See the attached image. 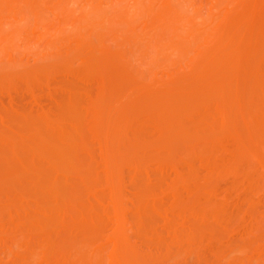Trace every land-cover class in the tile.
Here are the masks:
<instances>
[{"label": "bare ground", "instance_id": "bare-ground-1", "mask_svg": "<svg viewBox=\"0 0 264 264\" xmlns=\"http://www.w3.org/2000/svg\"><path fill=\"white\" fill-rule=\"evenodd\" d=\"M51 3L52 5L49 7ZM203 3L204 1L198 2V0H0V46L1 48L7 46L5 48L7 53H13L17 47L14 45L13 39L16 44L21 40L24 42V39L31 42L33 37L35 39L38 37L39 40L34 41L40 44L43 40L41 35H46L44 40L47 42L43 43L48 46L42 49L46 51L44 56H47L49 45L50 49L54 48H51L53 43L50 44L51 40L49 39V37L52 39L50 34L53 31L55 34L60 33L59 35L63 36L64 32L61 34L64 30L62 26L66 30L73 21L74 25L70 24L71 28L69 29L73 28L74 30L76 26L78 28L79 23L83 24V20L107 11L105 7L108 6V10L113 8L111 9L112 14L110 17L106 14L108 16L103 18L112 20V22L124 21L129 27L128 35L137 32V27L135 28L129 23L130 20L136 19L137 21V18L138 21L139 19L144 20L145 29L142 30V33H138L136 41L138 40L137 42L142 44L143 41H146L151 47H147L146 44V48H144L147 52L152 49L156 50L158 54L171 51L176 58V63H172L170 66H168L170 64L168 62L166 66L165 64L161 65L164 72L165 68L166 71L168 69L171 71V83L168 80L169 74H166L167 86L163 89V85L160 86L159 83L160 81L162 83L165 78L159 79L155 74L154 78L159 79L158 84L155 82L157 89L152 85L149 87V83L148 86L146 83L145 87V84H142L145 82L144 79H142L143 82L141 80L144 74L143 76L137 75L139 73L135 72L137 69L133 71V67L131 70L128 66L132 62L128 59V55L134 52L132 50L135 47H131L130 44L119 43L118 45L117 43V47L122 46L123 49L125 46V48L123 51L120 49L122 55L120 53L119 56L117 55L119 59L121 58L120 60L112 56L114 61L106 50L109 45H105L107 53L105 52L104 56L101 54V58L104 57L103 60H105H102L103 64L86 60L87 63L82 69L83 76H79L83 80L84 89L87 86L84 83L90 79L97 81L98 86L95 94L93 92L91 95L87 91L88 89H85L87 99L84 102L88 110L90 109L92 112L90 118L83 121L82 119L85 120L86 117L82 118L83 115L77 110V104L81 103V100L76 96V94L79 95L76 89L77 93L68 92L64 100L65 107L60 106L61 104L57 105L54 119L48 118L50 113L48 117H46L47 114L38 116V113L37 117L36 114L33 115L34 117L24 115L18 120V123L29 122L28 126L24 128L26 129L25 133L16 131L17 129L21 130V123L16 127V130L13 128V132L8 128L12 134L0 127V139L3 141V146H0V211L8 213V220L12 215L10 223L22 220L13 224L9 231V229L5 230V222L3 218L2 220L0 218V244H13V238L17 235L13 237L12 234L20 233L23 227L26 230L23 229L22 233H27L28 240L24 237L22 246H25L24 259L28 262L34 258L33 256L37 252L39 264H147L152 254H149L150 258L147 262L145 254L140 252L139 246L137 247L138 243L131 242L127 226H130L129 230L134 229L133 231L139 237L147 238L148 234L152 235L157 239L154 240L157 242V244L154 242V245L158 247V243L162 242V232L157 230L156 226L158 225H155L148 216H152L157 210L166 214L164 205L161 206L162 203L159 205L160 202L157 201L160 198L164 202L162 198L169 196V200L170 198L173 200L168 202V205L171 206L168 209L178 211L179 214L182 212L180 215L176 212L181 223L175 224L171 221L166 223L165 230L174 241L170 244L163 241L162 243L166 245L163 249L167 248L170 251L175 247H172L174 244L178 243L179 246H182L181 242L184 246L186 239L187 244H191L188 246L207 241L206 244L208 243L210 249L215 250L214 253L217 251L215 254H218V247H222L224 242H222L223 244L218 242L217 235L215 236L213 231L221 230L222 238H224V234L226 237L227 233H229L228 236L231 234L237 238L243 236L241 239L244 242L238 241L240 245L237 247L247 250L246 257H249L248 255L255 249V252L257 249V252L264 251V216L262 219L259 216L257 219L256 216L247 223V220L241 221L240 219V224L229 229L228 226L230 227L233 217L231 210L237 206L238 201L235 204L236 200L234 202L230 199V195L227 196V193L223 195L221 191L220 196L219 190L217 194L216 189L219 187L215 189L216 191L214 190L215 196L212 194L213 201L211 196L209 200L201 201L198 198V193L204 192L206 188L203 189L197 185L198 172L195 168L196 161L207 168L205 181L211 179L212 182L216 175L214 178H220V175L221 177H232L233 185L231 183V187L228 185L227 192L231 194L230 190L231 192L237 191L235 187L239 189L241 185V190L244 188L245 194H247L244 200L247 201L248 206L253 207L252 203L253 205L257 204L256 200L253 202L254 195L252 194L255 191L253 192L252 187L256 183L261 185L264 181V73L262 70L259 72L260 67L264 66H261L264 63V0H215L211 1V5L207 8L208 2L206 5ZM101 8H105V10L103 11ZM190 8L194 10V16L189 17L187 14L188 18L185 14L187 11L189 12ZM115 9L116 11L113 13ZM44 12H46L45 14L50 13L51 16L55 15L56 18L52 23L55 21L57 29L54 30L55 27L53 28L51 21L48 23ZM202 13H207L205 18V14L202 15ZM75 17L77 20L74 19ZM44 20L47 24H44ZM84 22L86 23V21ZM32 24L38 30L34 29ZM30 26L32 27L30 28ZM136 26L138 25L136 24ZM210 27L214 28L216 35L211 36L212 38L209 40L211 42L204 44L206 30ZM30 31L35 35H31ZM114 31L116 30L113 29ZM35 32L40 34L36 35ZM219 33L221 35L217 36ZM166 36L169 39L168 42ZM112 37L116 40L115 33ZM198 38L201 41H198L199 48L195 49L199 50V53L197 51V57L196 55L194 58L192 57L193 59L198 58V60L190 62L188 60L186 65L182 62L184 69H189L187 74L192 75V78L188 80L189 76L188 79L182 81L180 77L181 82L179 79L177 82L176 78L184 72L183 65L180 63L182 58H185V53L188 55V47L192 45L190 41ZM164 40L166 43H163ZM11 42L14 50H12ZM191 48L193 49V45ZM90 52L93 54L96 51L92 49ZM147 52H139L142 56L138 58V61L146 59L147 54L150 55ZM83 54L85 55V51ZM176 54H182L179 61H177ZM58 55L61 54H57L55 58L57 62L59 59L62 60L61 58H66ZM88 55L90 56V53ZM189 55L191 54L189 53ZM137 56L136 54L132 57L133 61L138 66L140 63L142 65L143 60L139 64L135 60ZM209 56L215 58L208 60ZM49 57L47 56L45 59L48 60ZM50 61L52 64L56 63L52 58ZM69 62L71 64L70 60ZM65 63H68V60L64 59L63 66ZM67 68L64 70L68 71ZM34 70L30 71V73L32 72L30 77L39 81V73ZM139 71L142 74L143 68L141 67ZM2 75L4 76V74ZM147 76L145 75V79ZM174 76H176L175 80ZM165 82L164 85H166ZM155 83L154 80L151 81V84L155 85ZM258 86H260L259 90L263 87L260 93L256 92ZM151 87L152 90L149 89ZM80 88L83 89L82 86ZM95 99L97 100L96 104L94 103ZM201 106L210 109L213 106L214 111L211 109L212 111L201 112L199 111ZM125 109H129L130 112L127 113ZM203 109L205 108L203 107ZM130 117H146L154 127L153 133H149L150 136H148V132L145 130L143 132L141 128L140 131L138 128L135 132L132 126L128 127L130 124H127V119ZM105 126L107 129L104 128ZM132 128L135 132L134 138L129 139V132ZM130 134L132 135V133ZM151 136H153L152 140ZM247 136L249 138L254 136V140L255 138L258 140L257 136L261 138H259V142L256 140V142H252L247 140ZM94 147L99 151L100 159L96 158ZM220 151L224 152V156H220L221 153L217 154ZM138 153H142V155L140 156ZM248 155L258 160L253 161L256 170H254L255 172L249 170L250 175L246 174L245 170L243 176L242 171L240 172L242 158ZM251 160L248 162L251 163ZM17 164L22 166L21 169ZM246 165L245 163L244 169H246ZM258 165L259 167H256ZM152 166L159 169L158 183L153 187H140V181L151 182L152 176L156 175V173L153 174ZM247 167L249 169L250 165ZM171 171L172 173H170ZM127 174L128 179L135 184V186L132 184L134 195L131 199L124 190L126 189L125 177ZM46 176L49 177V181L43 184L42 179L46 180ZM137 180L139 184H136ZM160 181L161 183L165 181L164 186H162L163 184L159 185ZM260 181L262 182L259 183ZM254 188L257 189V186ZM210 191L211 194L213 191L212 189ZM249 191L253 192L252 198L248 194ZM183 192L185 195L187 194V197L189 193L192 195L185 200L183 198L187 197L183 195ZM233 192L235 193V191ZM26 198L31 199L32 202L30 200L26 202ZM259 203L260 201H258ZM128 205L135 209L137 214V217L130 221L124 216V210L128 208ZM14 212L17 213L15 214L17 217L13 216ZM20 213L23 215L22 219L19 218V216L21 217ZM0 214L2 215V213ZM164 218L162 222H164ZM19 224H22L21 230L18 228ZM239 228H241L240 231H236ZM201 230L204 235L200 233ZM255 234L259 235L258 238L255 236L258 240H255ZM152 236L149 237L152 238ZM214 239L217 241L216 243ZM213 241L217 249L214 248ZM217 243L221 245L217 247ZM255 243L260 246L255 248ZM161 247L163 246L161 245ZM231 247H233V243ZM227 248H229V244ZM38 250L40 251L38 252ZM220 251L225 253L226 250L221 249ZM143 252L145 253L144 250ZM221 255L220 252L217 257L219 258ZM156 256L159 259V255ZM246 257L244 258L246 259ZM153 259L155 260L152 256L151 260ZM241 259L243 260V258Z\"/></svg>", "mask_w": 264, "mask_h": 264}, {"label": "rangeland", "instance_id": "rangeland-1", "mask_svg": "<svg viewBox=\"0 0 264 264\" xmlns=\"http://www.w3.org/2000/svg\"><path fill=\"white\" fill-rule=\"evenodd\" d=\"M203 2L204 1V3L203 4H205L206 5V3L208 4V5H206V8H207V6H209V5H211L210 4V2L212 1V2H214L213 0H198V2ZM206 1V2H205ZM50 2V1H49ZM53 3V2H52ZM52 3L50 4V6L49 7H51V5H52ZM127 3V2H126ZM43 5H44V3H42ZM41 4V5H42ZM97 5V4H96ZM45 6V5H44ZM53 6H54V4H53ZM42 7V6H41ZM46 7H47V3H46ZM46 7H45V9H46ZM48 7V8H49ZM103 7H105V6H103ZM43 8V7H42ZM105 8H106V10L107 11H104L105 10ZM105 8H101L104 12L103 13H101V15H95V16H91V17H89V19H87V20H83V24L82 23H79V25H78V23H77V21H75L76 23H77V25H78V28H77V26H76V29H74L73 30V28L72 29H69V28H71V27H69L70 26V24L72 25L73 24V21H72V23H70L69 24V26H67V29L65 30V28L62 26V28L64 29L62 32H61V34L63 33V36L62 35H59L60 33H58V34H55V32L53 31L50 35H51V37H52V39L49 37V39L51 40V42H50V44L51 43H53V46H51V48L52 47H54V48H52V49H50V45H49V50L47 49V56L49 57V55H51V56H54V57H49V59L51 60V58H52V60H54L56 63H54L53 62V64H52V61H50L49 59L48 60H46L45 59V57L47 58V56H44V54L46 55V51L45 50H43L42 48L44 47H47L48 45H46L45 46V42H47L46 40H44V37L46 38V35L45 36H43V35H41L42 37H43V40H42V42H40V44L38 43H36L35 41H37V40H39L38 39V37L35 39V37H33L32 38V40H31V42L28 40V39H26V41H25V39H24V42H22V40L20 41V42H16V44H15V42H14V39H13V43H14V45L15 46H17V47H15V50H14V46H13V44H12V42H11V44H12V50H14L13 51V53L11 52V53H7V50L5 49L7 46H2V48H1V46H0V127H2V128H4V130L5 131H9V133H11L12 134V132H13V128H15V130H16V127H18V126H20V123H21V130H19V129H17L16 131H24V133H25V130L26 129H24V128H26L27 126H28V123L26 122H20V123H18V120L20 119V118H22V116H24V115H35L36 114V117H37V113H38V116L39 115H42V114H47V116L46 117H48V115H49V113H50V116L48 117L49 119L51 118H53L54 119V117H56V108H57V105L58 104H61L60 106H62V107H65V97L68 95V92H75L76 91V89H77V91H78V94L79 95H77L76 94V96L79 98V100H81L80 102L81 103H78L77 104V110H78V112L80 113V114H82L83 115V117L82 118H84V116L86 117L85 118V120L84 119H82L83 121H86L88 118H90L89 116H90V113L92 114V112H91V110L89 109L88 110V107L85 105V99H87V91L89 92V94H91V95H93V92H94V94L96 93L95 91H97V81L94 79H90L87 83H84V85H86L87 84V86L85 87V89L87 90H85L84 89V86H83V80L82 79H80L79 78V76H83V74H82V69H83V66L85 65V63H87V61L88 62H96V63H99V64H103L102 63V60H103V58L104 57H102L101 58V54H103L102 56H104L105 55V52L107 53V51L110 53V55H111V59L112 60H114L115 61V59H113L112 58V56L114 57V58H118V56H119V53L122 55L123 53H121L122 51H123V49L125 48V46H124V48L122 49L121 47L122 46H119V47H117L116 46V44L118 43V45H119V43L121 44V43H124L125 45H129L130 44V46L131 47H135V48H133V50L132 51H134L133 53H131V52H129V53H131V54H129L128 55V59L130 60V64H128V66H129V68L131 69L132 67H133V71L135 70V69H137V70H135V72H139L137 75H139L140 74V76H143V74H144V76H143V78H141V80L142 79H144V83H142V84H145V87H146V83H147V86H148V83H149V87L152 85V87L153 86H155V88L157 89V84H158V82H159V79H161L162 77H163V79L165 78V80L163 81L162 80V83H161V81H160V83H159V85L161 86V85H163L162 87H163V89H164V87L165 86H167V84H166V74H169V76H170V73H171V71H169V69L166 71V68H165V72H164V70H163V67L161 66V65H164L165 64V66H166V63L168 62V66H170V65H172V63H176V58H175V56L171 53V51H169V52H163L162 54H158L157 53V51L156 50H149L148 52H147V50L145 49L146 48V44H147V47H150L149 46V44L146 42V41H143V44L142 43H140V42H137L136 41V38H137V36H138V33L140 32V33H142V30H144L145 29V27H144V20H140L139 19V21H138V18H137V21H136V19H133V20H130L129 21V23H131L133 26H135V28H136V30H137V34L134 32V34L133 35H128L129 34V32H127V30H129L128 28V26L124 23V21L123 22H121V21H119V24L117 23L118 21H113L112 22V20L110 21L109 19H105V18H103L104 16H108V17H110V15L112 14V12H111V9H113L112 7H111V9L110 10H108L107 8H108V6H106ZM114 8H115V6H114ZM206 8H205V10H206ZM51 9V8H50ZM117 9V8H116ZM116 9L115 10H113V13L116 11ZM118 10V9H117ZM205 10H203V11H205ZM48 11V10H47ZM46 11V12H47ZM186 11V10H185ZM46 12H44V14L46 13ZM49 12H51V11H49ZM78 12V11H77ZM207 12V11H206ZM79 13V12H78ZM194 10L193 9H191L190 8V10H189V12L187 11V13L185 14L186 16H187V14H188V16L189 17H192V16H194ZM75 14L77 15V13L75 12ZM75 14H73L74 16H76ZM103 14V15H102ZM106 14H108V15H106ZM193 14V15H192ZM205 14V15H204ZM202 13V15H204V18L206 17V14L207 13ZM46 16H45V18L47 19V21H48V23L51 21V25L53 24V28H54V30L55 29H57L58 28V26L56 25L55 26V21H54V23H52L53 22V20H54V18H56L55 17V15L53 16H51V14L49 13V14H45ZM191 15V16H190ZM78 16H79V14H78ZM187 16V17H188ZM188 17V18H189ZM40 18V17H39ZM42 19H43V17H42ZM75 20H77V18L75 17L74 18ZM84 21H86V23L84 22ZM136 21V22H135ZM120 22H121V24H120ZM31 23H33V22H31ZM35 23V22H34ZM67 23V22H66ZM116 23V24H115ZM127 23V22H126ZM44 24H47V23H45V20H44ZM128 24V23H127ZM131 24H130V27H131ZM136 24L138 25V26H136ZM30 25V24H29ZM33 25V28H34V24H32ZM65 25V24H64ZM74 25V24H73ZM146 25H147V23H146ZM132 26V27H133ZM148 26V25H147ZM32 26H30V28H31ZM36 27V26H35ZM115 28H117V29H115ZM34 29H36V30H38L37 28H34ZM113 29L114 30H116V31H114L113 32ZM60 30H61V28H60ZM119 30V31H118ZM40 32V31H39ZM38 32V33H39ZM115 33V39L116 40H114L113 39V33ZM127 32V33H126ZM30 33H31V31H30ZM36 33V35L38 34L37 32H35ZM41 33V32H40ZM39 33V34H40ZM43 33V32H42ZM119 33V34H118ZM32 34H34L33 32L31 33V35ZM117 34V35H116ZM204 34V33H203ZM35 35V34H34ZM49 35V36H50ZM168 35V34H167ZM212 35H216V33H215V31H214V28L213 27H210V29H208V30H206V37L204 38L205 39V43L204 44H207V43H209V42H211V41H209V40H211V36ZM221 34L219 33V34H217V36H220ZM39 36V35H38ZM48 36V35H47ZM42 37H41V39H42ZM118 39H117V38ZM167 37V36H166ZM204 37V36H203ZM84 39L83 41H82V39ZM18 39V38H17ZM16 39V40H17ZM29 39H31V38H29ZM78 39H80V40H78ZM135 39V40H134ZM19 40V39H18ZM17 40V41H18ZM29 42H28V41ZM35 40V41H34ZM49 40V41H50ZM53 40V41H52ZM168 37H167V42H168ZM196 41V42H195ZM201 41L200 40V38H198V39H195V40H191L190 42L192 43V45H193V49L191 48L192 47V45H190V47H188L189 48V52L187 53L188 55H186V53H185V58H182V61H181V63L180 62H178V63H180L181 65H183L184 63H185V65H186V63H188V60H189V62L190 61H194V60H198V58H195V59H193L194 57H195V55H196V57H197V54L199 53V50H196L195 48L196 47H198L199 46V42ZM208 41V42H207ZM22 42V43H21ZM39 42V41H38ZM44 42V43H43ZM203 42V41H202ZM18 43H20L19 45H18ZM163 43H166V40H164L163 41ZM195 43V44H194ZM197 43V44H196ZM11 44H9V45H11ZM35 44V45H34ZM132 44V45H131ZM105 45L106 46H108V48H106L105 47ZM113 45V46H112ZM123 45V44H122ZM197 45V46H196ZM200 45H201V43H200ZM41 46V47H40ZM112 48H111V47ZM115 46V47H114ZM153 46V45H152ZM4 47V48H3ZM9 47V46H8ZM82 47V48H81ZM101 47V48H100ZM145 47V48H144ZM41 50H40V49ZM100 48V50H98ZM105 48H106V50L107 51H105ZM137 48H139L140 50H142L144 53L145 52H147V53H150V55H148L147 53V58L146 59H142L143 60V62H142V60L140 61H138V58H141V56H142V54H140V53H143L142 51H139ZM151 48V47H150ZM199 48V47H198ZM92 49H95V53H93V54H91V50ZM104 49V50H103ZM120 49L122 50V51H120ZM192 49V50H191ZM9 50V49H8ZM85 51V55L83 54L84 53V51ZM103 50V51H102ZM111 50H113L112 52H111ZM10 51H11V48H10ZM45 51V52H44ZM83 51V52H82ZM100 51V52H99ZM137 51H138V53L140 54V57H139V54L137 53ZM154 51H155V54H157V55H155L154 54ZM188 51V50H187ZM194 51V52H193ZM197 51H198V53H197ZM82 52V53H81ZM104 52V53H103ZM115 52V54H113ZM118 52V53H117ZM192 52V53H191ZM49 53V54H48ZM88 53H90V56L88 55ZM182 53V52H181ZM189 53L191 54V55H189ZM9 54H10V57H9ZM56 54V55H55ZM57 54H61L62 56H64V57H66V58H61L62 60H60L59 58V61L57 62L56 60L57 59H55L56 58V56H57ZM136 54L138 55L137 57H136V59L135 60H137L138 61V64H139V62H142V65H141V63L139 64V66L138 65H136V62L135 61H133L134 59H132V57L135 55L136 56ZM145 54V55H146ZM61 55H58V56H61ZM118 55V56H117ZM120 55V56H121ZM131 55H133L132 57H131ZM152 55V56H151ZM182 55V54H181ZM181 55H178V54H176V57L178 58V60L177 61H179L181 58H180V56ZM184 55V54H183ZM86 58H85V57ZM88 56H89V58H88ZM179 56V57H178ZM187 56V57H186ZM182 57V56H181ZM189 57H193L191 60H190V58ZM198 57H200V56H198ZM212 57V58H211ZM43 58H44V61H42L43 60ZM68 58V59H67ZM135 58V57H134ZM144 58H145V56H144ZM215 58V57H214ZM213 58V56H209L208 57V60H211V59H214ZM64 59H65V61L66 60H68V63H65V66H63L64 65ZM119 59V58H118ZM121 59V58H120ZM119 59V60H120ZM69 60L71 61V64H70V62H69ZM87 60V61H86ZM127 60V59H126ZM175 60V61H174ZM103 61H105V60H103ZM187 61V62H186ZM62 62V63H61ZM123 62V61H122ZM135 62V63H134ZM182 62H184V63H182ZM124 63H125V61H124ZM133 63V64H132ZM43 64V65H42ZM57 64V65H56ZM70 66H69V65ZM42 65V66H41ZM131 65V66H130ZM262 65H264V63L263 64H261V66ZM44 66H45V68H44ZM53 66V67H52ZM63 66V67H62ZM50 67V68H49ZM62 67V68H61ZM67 67H69V68H67ZM141 67L143 68V71H141L142 72V74L140 73V71L139 70H141ZM37 68H38V70H37ZM65 68H67L68 69V71H65L64 69ZM183 69H184V65H183V67H182ZM36 70L38 73H39V81H36V79L34 80V78H31L30 77V75H31V73H30V71L31 70ZM43 69H45V71H43ZM70 69V70H69ZM139 69V70H138ZM34 70V71H35ZM76 70H77V72H76ZM132 70V69H131ZM189 69L188 68H186V69H184V72H180L181 74V76H178L177 78H176V81L179 79V82H181L180 80H181V78H182V81H184V80H186V79H188L189 78V76L190 75H188L187 73H189V71H188ZM261 70H262V72L264 73V66H263V68L262 67H260V71L259 72H261ZM35 71V72H36ZM75 71V72H74ZM36 72V73H37ZM168 72V73H167ZM78 73H80V74H78ZM163 73V74H162ZM173 73V72H172ZM262 73V74H263ZM2 74H4V76L2 75ZM76 74V75H75ZM155 74H157L156 75V77H159V79L158 78H154V76H155ZM174 74V73H173ZM145 75L147 76L146 77V79H145ZM152 75H153V77H152ZM152 77V79H150V77ZM177 76V75H176ZM176 76H174L173 78H174V80H175V77ZM6 77V78H5ZM36 77V76H35ZM149 77V79H147ZM181 77V78H180ZM186 77V78H185ZM7 79V78H9L7 81H2V80H4V79ZM140 78V77H139ZM172 77L170 76V78H168V80L170 81V79H171ZM191 78H192V75L190 76V78L188 79V80H191ZM38 80V79H37ZM140 80V79H139ZM154 80V83L155 82H157V84L155 83V85L154 84H151V81H153ZM158 80V81H157ZM147 81V82H146ZM172 81H173V79H172ZM142 82H143V80H142ZM165 82V84L166 85H164L163 83ZM178 82V81H177ZM82 83V84H81ZM170 83H171V81H170ZM168 84H169V82H168ZM77 85V86H76ZM80 85V86H79ZM79 86V87H78ZM82 86V88L84 89H82L81 90V87ZM152 87L151 88H149V89H151L152 90ZM259 87L260 86H258V89H256V92H261V90H263L262 88L259 90ZM75 88V89H74ZM80 88V89H79ZM148 88V87H147ZM158 88H159V86H158ZM161 88V87H160ZM256 88H257V86H256ZM69 89V90H68ZM89 89H90V91H89ZM252 90H254L255 91V89H253V88H251ZM75 93H77V92H75ZM85 93H86V96H85ZM180 94V93H179ZM182 94H183V92H182ZM182 94H180V95H182ZM80 96V97H79ZM82 98V99H81ZM83 100V101H82ZM96 101V102H95ZM61 102V103H60ZM83 103H84V105H83ZM94 103L96 104L97 103V100L95 99L94 100ZM93 103V104H94ZM82 104V105H81ZM84 106V107H83ZM203 107L205 108V109H203ZM213 108V106L211 107V109ZM210 108H206L205 106H201L200 108H199V111H203V112H205V110H209V111H214V109H212L211 110ZM54 110V111H53ZM129 109H125V111L127 112V113H129L130 112V110L128 111ZM217 110V109H216ZM42 112V113H41ZM52 113V114H51ZM55 113V114H54ZM215 113V112H214ZM29 116V117H30ZM52 116V117H51ZM34 117V116H33ZM135 117H130V118H128L127 119V124H130L128 127H130L131 128V126L134 128V130H135V132H136V130L139 128V131H140V128H141V130L144 132V130L146 131V132H148L147 134H148V136H150V134L149 133H153V130H154V127H152V124H151V122L150 121H148L147 120V118L146 117H144V118H135ZM129 119H131V120H129ZM146 119V120H145ZM130 122V123H129ZM150 125V126H149ZM190 126V125H189ZM192 126V125H191ZM1 128V129H2ZM8 128H10L11 129V131L12 132H10V129H8ZM104 128H106L107 129V126H105ZM133 128H132V130H133ZM190 129V128H189ZM132 130L129 132V139L131 138H134V134H135V132H134V130H133V132H132ZM191 130V129H190ZM192 130H194L193 129V127H192ZM16 133V132H15ZM130 133H132V135L130 134ZM255 136V135H254ZM254 136H252V138L250 137L249 138V136H247L246 138H247V140H250V141H255L256 140V138H255V140L253 139L254 138ZM261 136V135H260ZM259 136V138H261ZM154 137H155V135H154ZM256 137V136H255ZM152 138H153V136H151V140H152ZM259 138H258V136H257V139L259 140ZM1 140V143H0V146H3L2 144H3V141H2V139H0ZM157 140V139H156ZM258 140H256V141H258ZM255 141V142H256ZM259 142V141H258ZM98 147V146H97ZM155 148V147H154ZM94 149H95V147H94ZM99 150V149H98ZM20 151V150H19ZM95 156H96V158H98V159H100L99 158V151H97V149H95ZM17 152H18V149H17ZM141 152V151H140ZM94 153V152H93ZM220 153H221V155H220ZM97 154V155H96ZM139 154V153H138ZM217 154H219L220 156H224V152L223 151H220V152H218ZM226 154V153H225ZM140 156L142 155V153H140L139 154ZM218 156V155H217ZM227 156V155H226ZM97 159V160H98ZM252 159V160H251ZM242 164H243V162H245L247 165H250V168L248 169V167H247V165H246V169H244V167H245V163L242 165L241 164V167H242V169H240V172L242 171V175L244 176V172H246L247 171V173L246 174H248V175H250L251 174V172H250V174L248 173L249 172V170L250 171H254V170H256L255 169V166L253 165L254 164V162L253 161H258L256 158H252L250 155H248V156H245V157H243L242 158ZM248 160H251V163H250V161L248 162ZM196 161V160H195ZM17 162V161H16ZM18 163V162H17ZM196 164H195V168L197 169V172H198V179H197V185L199 186V187H203V189H205V191L204 192H202V193H198V198H200V200L202 201V200H209V197L211 198V200L213 199L212 198V194H213V196H215L214 195V190L217 188V187H219V189H216L217 190V194H218V190H219V195L222 193L223 195L225 194V193H227V196L228 195H230L231 196V198L230 199H232V200H234V202H235V200H236V202H235V204L237 203V201H238V204L239 205H241V206H239L238 204H237V206L235 207V208H233L231 211V214H232V218H231V224H230V227L228 226V228L230 229H232L233 228V226H236L237 224H240V222L242 221V220H244V221H246V223L247 222H250L252 219H254V217L256 218V216H257V219H259V217H261L260 219H262L263 217L262 216H264V181L262 182V181H260L259 183H261V185L260 184H258L259 185V187H258V185H257V183L255 184V186H253L252 188H253V192H251L250 193V191H249V193L248 194H250V198H252L251 197V194L252 195H254V197H253V202H255V200L257 201V204H258V201H260V203L257 205H253V203H252V206L253 207H251L250 205L248 206V203H247V201L246 200H244L245 199V197H246V195L247 194H245L246 192H245V189L244 188H242L243 190H241V185H240V187H239V189H238V187L236 188L235 187V189H237V191L236 190H233V191H235V193L232 191L231 192V190H230V193L231 194H229V192H227V188H229V186H230V183L232 184V177H230V176H223V177H221V175H220V178L219 177H217V178H214V177H216V176H214L213 177V179H215V180H212V182H211V179H209V180H207V181H205V176L207 175V168L202 164V163H199L198 161H196L195 162ZM20 165V164H19ZM18 164H17V166L19 167V169H21V167L19 166ZM252 165V166H251ZM254 167V168H253ZM256 167H259V165L258 166H256ZM157 167H154V166H152V171H153V174L154 173H156V175L154 174V176H152V178H151V182H149V181H146V182H143V181H140V187L141 186H143V188L144 187H149V186H151V187H153L156 183H158V177H159V169H156ZM253 168V169H252ZM246 170V171H245ZM158 171V172H157ZM255 172V171H254ZM170 173H172V171L170 172ZM247 175V176H248ZM128 176V174L126 175V177ZM156 176V177H155ZM125 177V179H126V183H125V188L126 189H124V190H126V195L127 196H129V198L131 199L133 196L132 195H134V193H133V191H134V186H135V184H133V182H131V180H129L128 179V177L126 178ZM202 178V179H201ZM131 179V178H130ZM47 181H49V177L48 176H46V180L44 179H42V182H43V184H45V183H47ZM214 181V182H213ZM231 181V182H230ZM136 182V181H135ZM163 183H161V181L159 182V183H161V184H159V185H162V186H164V183H165V181H162ZM139 184V182H138V180H137V182H136V184ZM201 183H202V185H201ZM213 183V184H212ZM215 183V184H214ZM134 186H133V185ZM144 184V185H143ZM203 184H205L204 186H203ZM165 185H167V184H165ZM229 185V186H228ZM233 185V184H232ZM231 185V186H232ZM139 186V185H138ZM214 186V187H213ZM227 186V187H226ZM230 186V187H231ZM257 186V189H255L254 187H256ZM166 187V186H165ZM205 187V188H204ZM213 187V188H212ZM133 188V189H132ZM224 188V189H223ZM102 189V188H101ZM210 189H212V193L210 194ZM227 189V190H226ZM255 189V190H254ZM215 190V191H216ZM225 190V191H224ZM183 191V190H182ZM220 191H221V193H220ZM224 193H223V192ZM251 191H252V189H251ZM128 193V194H127ZM184 194V196H186L187 197V194L185 195V192H183ZM187 193V192H186ZM201 194H203V195H201ZM237 194V195H236ZM241 194H243L244 195V197H243V195H241ZM258 194V195H257ZM182 195V196H183ZM189 196L190 195H192V193H189L188 194ZM205 195V196H204ZM226 195V194H225ZM238 195H239V197H238ZM131 196V197H130ZM188 196V197H189ZM221 196V195H220ZM160 197V196H159ZM188 197L187 198H183V199H188ZM196 197H197V195H196ZM235 197V198H234ZM241 197V198H240ZM161 198H162V195H161ZM167 200H166V199ZM203 198V199H202ZM243 198V199H242ZM255 198V199H254ZM158 199V198H157ZM163 199V201L164 202H162V200L159 198V200L157 201L158 203H159V205H161V203H162V205L161 206H163V208H165V212H166V214L164 213L163 214V212L161 211L160 212V210H157L155 213H153L152 214V216H148L154 223H155V225H158V226H156L157 227V230H161V235L163 236H161V238H162V242L164 241V242H168V244H170V243H173V241L174 240H172V237L170 236V234H168L167 232H166V230H165V226H166V223L167 222H172V223H175V224H179V223H181V220H180V217L178 216V215H176V212H178V211H175V210H173V211H171L172 209H168L169 207H171V206H169L168 204V202L170 201V200H173V199H171L170 198V200H169V196H168V198L167 197H163L162 198ZM27 200H30V202H32L31 201V199H27L26 198V202H27ZM213 201V200H212ZM232 202V201H231ZM242 202H245V203H242ZM173 203V202H172ZM174 203H175V201H174ZM242 203V204H241ZM249 203H251V202H249ZM262 204V205H261ZM173 205V204H172ZM160 206V207H161ZM240 208H239V207ZM166 207H167V209H166ZM238 207V208H237ZM248 207V208H247ZM135 209H133L130 205H128V208L127 209H125L124 210V212H125V214H124V216H125V218L127 219V220H133V219H135L136 217H137V214H136V210L134 211ZM162 210V209H161ZM214 210V209H213ZM259 210V211H258ZM175 211V212H174ZM22 212V211H21ZM123 212V213H124ZM249 212V213H248ZM0 213H2V215L0 214V218H1V220H2V218H3V220H4V222H5V225H6V227H5V230H7V229H9V231H10V229L13 227V224H16V222L18 221H12L11 223L9 222L10 220H12L10 217L12 216V215H10V217H9V220H8V213H6V211L5 212H3L2 210L0 211ZM158 213V214H157ZM162 213V214H161ZM175 213V214H174ZM182 213V212H181ZM180 213V214H181ZM251 213V214H250ZM254 213V214H253ZM14 215L13 216H15V217H17V215H15V214H17V213H13ZM19 214V213H18ZM22 214L24 215V213L22 212ZM26 214V213H25ZM178 214H179V212H178ZM179 214V215H180ZM20 215H21V213H20ZM23 215H21V217L19 216V218H21L22 219V216ZM136 215V216H135ZM251 215V216H250ZM2 216V217H1ZM164 216H165V218H164ZM241 216V217H240ZM259 216V217H258ZM14 217V218H15ZM163 218H164V222H162V220H163ZM183 218L185 219V216L183 215ZM182 218V221L184 220ZM234 218H235V220H234ZM16 219V218H15ZM240 219H241V221H240ZM264 220V219H263ZM22 220H20L19 219V221H18V223L19 222H21ZM3 222V223H4ZM7 222V223H6ZM14 222V223H13ZM158 222V223H157ZM229 222V223H230ZM1 223V222H0ZM163 223V224H162ZM232 224H234V225H232ZM11 225V226H10ZM20 225V224H19ZM22 225V224H21ZM21 225L18 227V228H20V230H21ZM232 225V226H231ZM129 226V225H128ZM128 226H127V229H128V235H130L129 237L131 238V242L134 244V241H136V244H137V247L139 246V248H141V250H140V252H142L143 254H145L144 255V257H146L147 259H146V261L148 260V258H150V255L152 254V256L155 258V260L153 259V260H151L152 259V256H151V259H149L146 263L147 264H264V251H259V252H257L258 251V249H257V251L255 252V248L256 247H258V246H260L259 244H261L260 242H259V244H257V243H255V245H254V251H252V253H253V255H252V253L251 254H249L248 256L249 257H246L245 255H246V253H247V250L246 249H242L241 250V247L240 248H238L237 246L238 245H240L239 244V242H244L241 238L243 237H241L240 238V236H238V238H237V236H235V237H233V235H229L228 236V234L229 233H227V236L225 237V234H224V238H222L223 237V233L221 232V230H215V231H213V233H215V236L217 235V241L218 242H221V244H223L222 242H224V245H222V247H220L219 245H221L220 243L218 244H216L217 245V247H218V254H220V252H221V257H217L218 256V254H215L214 253V251L212 250V249H210V246L208 245V243L206 244V242L207 241H205V243H202V244H193L192 246H188L189 244H187V240L185 239V242H184V246H183V242H181V245L182 246H179V244L177 243V244H174V245H172V247L173 246H175L173 249L171 248V250L169 251V249L167 250V248H165V249H163L164 247H166V245H164L162 242H161V244L160 243H158V247H157V245H156V247H155V245H154V242H156V241H154V240H157V239H155L152 235H147V238L145 237L144 238V236H138L137 235V233L135 232V231H133L134 229H131V230H129L130 229V226H129V228H128ZM8 227V228H7ZM162 227V228H161ZM227 227V226H226ZM238 227V226H237ZM236 228V227H235ZM235 228H234V230H235ZM23 227H22V231H23ZM240 229L241 228H239V229H236V231H240ZM26 229H24V231H25ZM8 231V232H9ZM22 231H20V233H16V234H12V236L14 237V236H16L15 238H13V244L11 243H6V244H0V251H2V252H0V264H34V262H35V260H36V262H35V264H39V262L40 261H38L37 262V259H39V254L37 255V252H36V255H34L33 257L34 258H31V259H35L34 260V262H33V260H29L30 262H28L27 260H25L24 259V252H25V246L23 247L22 245L24 244V240H23V238L24 237H26V240H28L27 238V233L26 234H24V232L22 233ZM223 231V230H222ZM16 232V231H15ZM205 232H206V230H205ZM208 232V231H207ZM227 232V231H226ZM233 232V231H232ZM14 233V232H13ZM136 233V234H135ZM202 235H204L203 234V232H202V230H201V232H200ZM219 233V234H218ZM241 233V232H240ZM133 234V235H132ZM212 234V233H211ZM23 235H25V236H23ZM206 235H208V234H206ZM19 236V237H18ZM138 236V237H137ZM146 236V235H145ZM149 236H152V238H153V241H151V237H149ZM222 236V237H221ZM255 236H257V238L259 237V235H257V234H255L254 235V238H255ZM149 237V238H148ZM202 237V236H201ZM205 237V236H204ZM208 237V236H207ZM206 237V238H207ZM221 237V238H220ZM229 237H230V239H229ZM134 238V239H133ZM231 238H233V239H231ZM257 238H255V240H258ZM139 239V240H138ZM222 239V240H221ZM223 239H225V241H223ZM241 239V240H240ZM260 239V238H259ZM15 240V241H14ZM25 240V242H28V241H26ZM147 240V241H146ZM150 240V241H149ZM227 240V241H226ZM233 240V241H232ZM23 241V242H22ZM183 241H184V239H183ZM187 241V242H186ZM214 241H215V239H214ZM214 241H213V243H214ZM217 241H215V243L217 242ZM232 241V243H233V247H231L232 246V243L230 244V242ZM239 241V242H238ZM226 242V243H225ZM228 242V243H227ZM21 243V244H20ZM151 243H152V245H151ZM211 243V242H210ZM215 243H214V248L215 249H217L216 248V246H215ZM236 243H238V244H236ZM263 243V242H262ZM144 244H146V245H144ZM156 244H157V242H156ZM187 244V245H186ZM205 244V245H204ZM228 244H229V248H227V246H228ZM242 244V243H241ZM26 245V244H25ZM143 245V246H142ZM153 245H154V247H153ZM161 245L163 246V247H161ZM191 245V244H190ZM198 245V246H197ZM202 245V246H201ZM211 245H212V247H213V244L211 243ZM27 246V245H26ZM147 246V247H146ZM242 246V245H241ZM161 247V248H160ZM205 247V248H204ZM224 247V248H223ZM231 247V248H230ZM251 247V249L253 248V245L252 246H250ZM138 248V249H139ZM199 248V249H198ZM219 248H221V249H224V251H225V253H226V255H225V253H224V255H223V253H222V251H220L219 250ZM145 251V253L143 252V250ZM159 250H160V252H159ZM209 250V251H208ZM228 250V251H227ZM40 250H38V252H39ZM157 251V252H156ZM220 251V252H219ZM153 252H155L156 253V255H159V259H158V257L156 256V255H154L155 253H153ZM41 253V252H40ZM141 253V254H142ZM249 253V252H248ZM255 253V254H254ZM256 253H257V255H256ZM150 254V255H149ZM262 254V255H261ZM256 255V256H255ZM17 256V257H16ZM35 256H37V257H35ZM148 256V257H147ZM157 257V261H156V257ZM220 256V255H219ZM21 257V258H20ZM244 257H246V259L244 258ZM251 257V258H250ZM261 257V258H260ZM241 258H243V260L241 259ZM250 258V259H249ZM249 259V260H248ZM18 262H17V261ZM2 261V262H1ZM250 261V262H249ZM258 261V262H257ZM262 261V262H261ZM32 262V263H31ZM43 262V261H42ZM152 262V263H151ZM44 263V262H43Z\"/></svg>", "mask_w": 264, "mask_h": 264}]
</instances>
